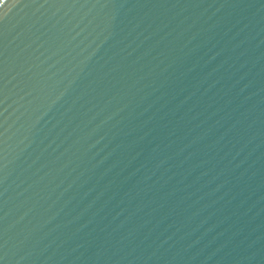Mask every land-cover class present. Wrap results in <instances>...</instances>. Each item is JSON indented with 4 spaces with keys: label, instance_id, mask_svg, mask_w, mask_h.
<instances>
[{
    "label": "water",
    "instance_id": "obj_1",
    "mask_svg": "<svg viewBox=\"0 0 264 264\" xmlns=\"http://www.w3.org/2000/svg\"><path fill=\"white\" fill-rule=\"evenodd\" d=\"M0 264H264V0H0Z\"/></svg>",
    "mask_w": 264,
    "mask_h": 264
}]
</instances>
